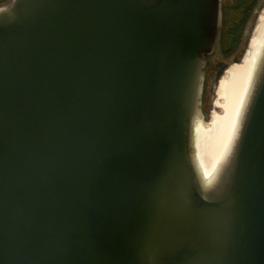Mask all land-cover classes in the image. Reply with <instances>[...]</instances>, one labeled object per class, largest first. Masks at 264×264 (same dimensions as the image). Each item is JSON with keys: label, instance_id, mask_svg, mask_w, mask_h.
<instances>
[{"label": "water", "instance_id": "water-1", "mask_svg": "<svg viewBox=\"0 0 264 264\" xmlns=\"http://www.w3.org/2000/svg\"><path fill=\"white\" fill-rule=\"evenodd\" d=\"M221 0L0 8V264H264V53L226 159H194Z\"/></svg>", "mask_w": 264, "mask_h": 264}, {"label": "bare ground", "instance_id": "bare-ground-1", "mask_svg": "<svg viewBox=\"0 0 264 264\" xmlns=\"http://www.w3.org/2000/svg\"><path fill=\"white\" fill-rule=\"evenodd\" d=\"M264 53V9L258 16L242 57L220 76L209 122L194 126V159L201 179L209 182L226 159L249 99Z\"/></svg>", "mask_w": 264, "mask_h": 264}, {"label": "rangeland", "instance_id": "rangeland-1", "mask_svg": "<svg viewBox=\"0 0 264 264\" xmlns=\"http://www.w3.org/2000/svg\"><path fill=\"white\" fill-rule=\"evenodd\" d=\"M231 3L233 0H221V16L224 5L226 3ZM6 3V2H5ZM3 2L0 3L2 5ZM264 9V0H259L257 5L253 7L250 18L247 20L243 28V33L241 39L235 48V50L227 55L222 53L220 48V31L218 32V40L213 51L205 55V68H204V79H203V91L201 98V113L199 115L198 121L203 124L209 122L211 111L215 110L216 107L213 104L215 98V88L217 82L222 75L224 69L233 62L238 61L244 54L248 40L251 36L253 28L257 22L258 16ZM221 23V21H220ZM218 110V109H216Z\"/></svg>", "mask_w": 264, "mask_h": 264}, {"label": "trees", "instance_id": "trees-1", "mask_svg": "<svg viewBox=\"0 0 264 264\" xmlns=\"http://www.w3.org/2000/svg\"><path fill=\"white\" fill-rule=\"evenodd\" d=\"M9 0H0V3ZM259 0H233L231 3L224 5L220 31V48L224 55H227L237 47L244 25L250 18L253 7L257 5Z\"/></svg>", "mask_w": 264, "mask_h": 264}, {"label": "clouds", "instance_id": "clouds-1", "mask_svg": "<svg viewBox=\"0 0 264 264\" xmlns=\"http://www.w3.org/2000/svg\"><path fill=\"white\" fill-rule=\"evenodd\" d=\"M13 3L15 4L16 3V0H13ZM12 10H7V9H4V8H0V16H3L4 13L7 12L8 13H11Z\"/></svg>", "mask_w": 264, "mask_h": 264}, {"label": "flooded vegetation", "instance_id": "flooded-vegetation-1", "mask_svg": "<svg viewBox=\"0 0 264 264\" xmlns=\"http://www.w3.org/2000/svg\"><path fill=\"white\" fill-rule=\"evenodd\" d=\"M220 9H221V5H220Z\"/></svg>", "mask_w": 264, "mask_h": 264}]
</instances>
